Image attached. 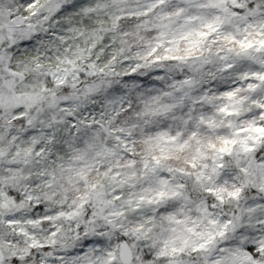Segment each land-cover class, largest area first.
Instances as JSON below:
<instances>
[{
  "label": "clouds",
  "instance_id": "1",
  "mask_svg": "<svg viewBox=\"0 0 264 264\" xmlns=\"http://www.w3.org/2000/svg\"><path fill=\"white\" fill-rule=\"evenodd\" d=\"M0 264H264V0H0Z\"/></svg>",
  "mask_w": 264,
  "mask_h": 264
}]
</instances>
